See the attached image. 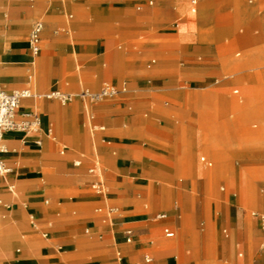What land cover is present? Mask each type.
<instances>
[{
    "label": "rangeland",
    "instance_id": "rangeland-1",
    "mask_svg": "<svg viewBox=\"0 0 264 264\" xmlns=\"http://www.w3.org/2000/svg\"><path fill=\"white\" fill-rule=\"evenodd\" d=\"M29 1L0 0V41L6 44V46L0 45V72H4L2 76L0 75V86L8 91L30 87L32 91L40 94L53 88L73 92L75 98L70 105L62 106L55 101L48 104L49 102L44 101L45 106L48 104L46 107L44 106L47 111L44 119H51L54 122L48 121L53 132L56 128L62 127L65 132L71 134V146L74 150L81 152L78 156H85L86 160H92L91 153L94 152L96 146L100 150L108 147H113L116 151L127 148L130 158L135 159L138 164L140 162H171L169 159L161 158L158 152L176 153L178 152L176 145L152 136L147 132V127L151 126L157 130L170 132L171 128L162 124L160 119L165 115L169 118H177L178 130L183 133V138L179 139L183 143L181 149L183 155H178V159L184 161L185 167L183 169L139 171L141 166L136 164L133 169L128 166L116 168L113 171L118 177L117 180H106V191L110 196L108 203L112 211L106 222L101 223L95 216L107 215L108 210L103 209L100 212L94 210V205L100 203V198L93 196L91 187L85 185L77 189L71 182L49 181L43 176L46 175L45 173L56 177L70 175L67 163L73 161L77 155H67L66 151L61 155L59 150L64 144L69 145V143L65 139H60L54 142L52 148H46L42 154V162L34 168L39 170L42 176L32 181L38 184L39 190L18 188V178L30 167V164H23V161H20V166L12 169L13 171L7 175L8 181L15 184L14 198L7 191L6 186L0 183L2 188L0 190L2 199L0 210L4 212L5 202H13V208L5 217H2L0 211V224L8 222L9 225L15 226L18 232L22 231L21 226L25 224L32 230L30 217L38 212V208H44L43 212L48 216L47 206L42 201L43 198L51 197L52 200H55L63 196L78 198L79 193L89 195V198L78 202L82 205L81 216L65 214L63 218L60 217L56 220L63 222L84 218L85 222L67 226L65 230L73 243L76 245L87 243L89 248L76 253H60L58 249L61 243L51 242L50 246L54 249V255L49 258L58 260V264H94L102 257L100 255L109 256L113 247L126 244L124 234L128 225L119 230L114 228L107 231L105 226L109 225L111 219L113 221L116 218L127 220L132 212H148L160 208L175 214V208L179 207L183 210L180 231L182 251L178 260H172L174 264H255V260L260 254L255 250L253 229L257 223L251 212L257 208L264 209V202L259 201L261 196L264 197V55L259 56V53L264 52V44L252 49L240 50L238 56L232 54L219 59L221 67L213 69L211 75L226 76L232 70L238 71L233 77L229 76L223 80L228 85L221 90L182 92L187 94L186 98L175 100L174 97H165L162 92L130 89L125 92L126 99L130 103L126 104L124 100H119L117 103L105 102L91 107L88 105L90 111L92 108L97 111L93 117L92 113L88 112L91 122L81 106L78 93L85 89L97 91L102 81L108 80L101 71L98 75L95 73L104 68V64H100L96 60L101 50L102 40L106 41L104 49L107 54L118 55L119 44L128 47L127 51L122 50L123 59L117 56L115 63L112 64V69L114 68L116 71L122 69L126 73L135 75L137 71L130 64L135 63L138 59L144 60V62L151 61L153 58L156 62L161 59H169L173 50L169 47L166 48L165 45L172 43L183 45L180 38L177 39L178 41L174 39V37H179L180 32L189 36L187 30H196V41L200 45L214 44L216 40L212 32L215 28L231 19L232 36L241 34L249 22L261 17V7H254L251 14L248 15L243 12L244 9L239 10L236 6H231L230 10L224 12L222 9L224 0H198L197 11L192 14L189 10L190 0H182V6L177 8L173 6L171 0H153V5H148V0H121L119 6L116 5L115 0H49L45 16L41 14L35 18L48 19L54 23L50 25L45 22L43 48L38 54L46 61L45 72L42 75V82L35 87V84H30V79L27 76L23 79L12 80L9 75L13 71L27 72L28 64H23V62L33 58L24 46H28L29 30L35 19L23 26L24 34L20 40L23 46L15 49L11 45L14 42V33L19 21L29 16L23 8V3ZM243 1L247 6L258 2ZM173 3L176 5V0H173ZM206 3H213V19L211 18L208 26L199 25L196 27L189 20L186 21L189 16L199 18ZM106 5L110 7H105ZM138 5L141 6L140 10L136 8ZM148 8L152 9L150 13L142 16L143 11ZM67 11L73 14L74 22L79 21L76 24L78 30H84V28L85 30L88 28L94 30L102 16L120 14L125 11L134 15L137 21L132 28L126 31L116 30V32L112 29L106 30L105 34H97L92 31V35L88 37L75 39L71 37L68 30L61 27ZM171 16L180 19L178 21L180 25L177 28L171 26L162 28L154 24L158 18L163 19ZM168 29H173L176 33H162ZM142 35L143 38H141ZM170 35L173 37H168ZM164 36L167 39L164 40ZM138 39L142 41L143 45L140 43V47L134 48L132 45L135 43L132 42L137 43ZM162 40L164 42H161ZM149 41L157 43L152 48H143L150 43ZM186 42L188 43L189 40ZM198 51L199 54L209 55L208 50L204 48ZM239 74L243 78L234 81ZM132 77L128 82L132 81ZM137 77L144 76L138 75ZM65 78L68 80H64ZM89 81L94 82L91 85L88 83ZM240 82L242 85H239ZM125 86L130 87L127 81ZM235 88H238L237 93H233ZM148 96L153 99L151 103L142 101ZM118 97L122 98V95ZM165 98L169 99L170 105H172L167 106V109L163 104ZM225 99L228 101L225 102ZM39 102L35 100L33 106L38 105ZM147 107H151L150 114L146 110ZM58 111H63L62 115L57 113ZM117 115L134 116L136 121L129 124L119 118H110ZM254 123H256V127H253ZM101 125L106 127L111 139L110 145L102 143L99 138L102 132ZM186 132H192L193 136L197 138L198 145L195 149L185 145ZM127 139L135 140V142L127 145L125 143ZM46 145L47 140H45ZM202 155L213 160V165L206 170L200 161ZM194 163L198 166L193 169L192 164ZM233 163L235 164L233 165ZM30 168L32 170L33 167ZM132 177L135 178L134 182L126 184L125 181ZM138 178L142 182H139ZM179 178H183L185 182L188 181L190 186L187 187L188 183H181ZM221 185L225 187L223 191L220 190ZM261 188L263 193H260ZM232 193L236 195L233 200L228 196ZM231 205H236L246 212L243 218L247 228L245 243H238L233 239V230L229 224ZM223 209L225 210L226 223H221L220 219ZM19 210L23 211L21 218L16 215ZM49 219H42V226L46 227ZM94 225L100 226V228L95 229ZM84 227H87L88 230H83ZM224 228L227 229L228 239L231 241L229 255H221L219 250V245L223 244L221 237ZM76 229L81 231L76 234ZM57 232L51 235H61ZM118 239L121 242H118ZM262 244L264 245V239L259 242V246ZM223 245L225 247V243ZM18 249H20L19 245L14 246L13 252L17 253ZM238 250L243 252L241 257L237 255ZM3 254L4 259L5 252ZM262 254L264 255V247ZM132 264L138 263L135 261Z\"/></svg>",
    "mask_w": 264,
    "mask_h": 264
},
{
    "label": "crops",
    "instance_id": "crops-1",
    "mask_svg": "<svg viewBox=\"0 0 264 264\" xmlns=\"http://www.w3.org/2000/svg\"><path fill=\"white\" fill-rule=\"evenodd\" d=\"M48 1L49 0H30L29 2L23 3V8L25 12L28 13V18L22 19L19 21L18 26L16 27V31L14 33V42L11 44L15 47V49H19L21 46H23L22 43H20L21 36L24 34L23 32V26L28 24L30 21L34 20L38 15L43 14L45 16V13L48 8ZM116 5L119 6L121 3V0H115ZM114 1V2H115ZM251 1V0H250ZM252 1H258L256 4L247 6L243 0H224L222 3V9L223 11L230 10L231 6H236L237 9L241 10L244 9L243 12L248 13V15L251 14V11L254 7H261L262 15L260 18H256L255 20L249 22L246 25V29L243 33L232 36V23L231 19L227 20L229 22H224L222 25H219L217 28L214 29L212 32L214 39L216 40L214 44H199L197 39V31L193 29L187 30L188 34H181L180 32L179 37H174L175 40L180 38V41H182L180 45L178 43H172L170 45H165V47L172 48V54L171 57L167 60L161 59L158 62L153 58L151 61L146 60H136L135 63H131L132 67L134 68L137 73L135 75L126 73L122 71V69L115 70L112 69V64L115 63V60L119 57H124L123 51H127L126 47L123 44H119L117 47V54H107L104 47L106 45V41L102 40L100 43V52L97 57L98 63H103L104 68L98 70L96 75L102 72V75L106 76L108 80L102 81L101 86L104 84H112L114 86H117L119 88L125 87L128 90L132 89H142L149 92H162L165 97H174L175 100H183L186 98L185 93L182 92H188V91H198V90H221L224 87L228 85L223 82L224 79L228 78L229 76H234V74H237L238 71H233L229 73L226 76H219V75H211L213 69H220V58L228 57L232 54H235L236 56L239 55L240 50H248L255 48L261 44H264V0H252ZM173 6L175 8L181 7L182 0H176V5H174L173 0H171ZM148 5H153V0L147 1ZM191 0L189 3V10H190ZM212 6L213 3H206L205 8H202V11L200 12L199 18H194L193 16H189L186 18V21H190L193 24L196 25V27L201 26H208L209 21L212 20ZM105 7H110L109 5H106ZM240 7V8H239ZM137 10L141 9V6L138 5ZM198 8V0L196 5V11ZM151 8L145 9L142 13V16L148 15L150 13ZM180 9L178 8V12ZM196 11L192 14H195ZM250 13V14H249ZM82 19L84 17H81ZM212 18V19H211ZM40 20L44 23V29L42 32V43L43 38L45 34V22L47 24H54L48 19L44 20L42 18L35 19V21ZM180 19L176 16L171 17H164L163 19L157 20L156 23H154L156 26L159 27H166L171 26L172 28H177L180 23L178 22ZM34 21V22H35ZM82 21V20H80ZM137 20H135V16L130 14L129 12L125 11L120 14L115 15H106L105 17H101L100 22L96 26L94 30L88 29L85 30H78L77 23L73 21V14L71 12H66L64 15V22L61 27L63 29L68 30L70 32L71 37L75 39H83L84 37H88L92 35V31H95V33H104L106 30H112L118 31V30H124L130 29L134 26ZM33 22V23H34ZM33 25V24H32ZM31 25V27H32ZM89 26V25H86ZM30 27V30H31ZM85 27V26H84ZM29 30V32H30ZM110 31V32H114ZM116 31V32H117ZM109 33V32H108ZM115 33V32H114ZM162 33H168V34H175L176 31L173 29H168L166 31H162ZM48 34V32H46ZM105 34V33H104ZM125 35V34H124ZM29 37V36H28ZM144 36L142 35L141 38ZM173 37V36H168ZM165 38V36L163 37ZM189 40L187 43L186 41ZM139 40V39H138ZM162 40L161 42H164ZM178 41V40H177ZM150 43L143 46V48H152L155 46L154 42L149 41ZM135 43L134 48H138L141 46L142 41L132 42ZM141 43V44H140ZM0 45L6 46L4 42L0 41ZM143 45V44H142ZM159 46H162L159 44ZM26 50H28L31 53V56L33 57L32 60L23 62V64H28L27 72H18L13 71L9 73L12 80L14 79H23L24 77H28L30 80V84L37 87V85L42 82V75L45 72V59L38 55L43 46L41 44V49L38 54H33L29 48V42L28 46H24ZM206 49L209 52V55L199 54V49ZM264 55V52L259 53V56ZM118 56V57H117ZM255 57V56H253ZM6 65V63H5ZM154 65V67H153ZM7 66V65H6ZM25 67V68H26ZM159 69V70H158ZM4 72L1 71L0 75L2 76ZM138 75H143L144 77H137ZM134 76V77H132ZM237 76V75H236ZM132 77V81L128 82L129 78ZM242 75H238L234 81H238L242 79ZM68 80V79H64ZM127 81V84L130 85L129 88L125 86ZM94 81H89V84H93ZM122 84V85H121ZM239 85H242L240 82ZM25 88V87H22ZM30 88V87H27ZM31 89V88H30ZM36 90V89H35ZM53 90H60L58 88H53L48 90L47 92L53 91ZM11 91V90H10ZM32 91V89H31ZM67 93H73L71 91H65L60 90ZM34 92V91H32ZM45 92V93H47ZM238 88L233 89V93H237ZM36 94H40L38 92H34ZM43 93V94H45ZM42 95V94H41ZM122 98L117 97L113 100H105L102 102L91 104V106L96 104H103L105 102H115L117 103L119 100H124V103H130L128 99H126V94H121ZM41 99V100H39ZM38 100V105L33 106L34 101ZM44 101L53 103L54 101L59 103L62 106L70 105L73 103V101L61 104L56 99H46L43 97H32V98H25L19 108V112L25 111V110H35L38 111L41 114L42 118V126L40 130L37 132H31L28 134L22 133V132H6L3 136V143L5 147H7L8 152L2 153L3 159L6 163V165L9 167L8 173L0 177V183H3L6 186L7 191L13 195V188L15 187V184L8 181L7 175H9L14 168H18L20 166V161H23V164H30V167H33L32 170L29 167L27 171L21 173V177L17 180L18 188L20 189H35L36 191L39 190L38 184L35 181L39 179L41 176L40 171L34 169L36 165L40 164L43 160L42 154H44V151L46 148H52L54 146V142L58 141L60 139H65L69 145L64 144L61 149L59 150V153L62 155L64 152H67V155H77L76 158L71 161L70 163H67V167L70 171V175L66 176H54L52 174L45 173V176L49 181H67L71 182V184L79 189L82 188V186L88 185L91 187V183L95 181L96 179H102L105 186H106V180H117V175L114 173L113 170L119 167L128 166L130 169H133L134 165H138L141 170H162L167 168L172 169H180L184 168V161L180 158L178 159V155L182 154V145L183 143L179 140L183 138L182 131L178 130V119L177 118H169L167 115L162 117L160 119V122L162 124H165L167 128H171V131H163V130H157L155 128H152L151 126L147 127V132L151 134L152 136H155L159 139H162L170 144L176 145V150L178 152L171 153V152H158L160 154L161 158L169 159L171 162L167 161H161L158 163H139L134 159H131L129 156V151L127 148H121L120 150L116 151L113 149V147L108 148H102L101 150L98 149L95 146L94 152L91 153L92 160H86L85 156H78L81 154V152H78L76 149L74 150L71 146L72 143V136L71 134H68L65 132L62 127L56 128L55 125V136L56 140H51L50 136L47 135L46 130L47 128L52 129L53 134V128L51 124H49L48 121H52L51 119L45 120L44 116L47 114V111L44 109ZM81 106L83 107L84 111L88 115V120L91 122V117L88 112L92 113V117L94 114L97 113L96 110L90 111L87 107L88 105L84 104L79 99ZM144 102L151 103L153 99L151 96L145 97L142 99ZM227 102L228 100H224ZM41 103V104H40ZM172 103V102H171ZM47 104V105H48ZM163 104L167 109V106L170 105L169 99H163ZM46 105V106H47ZM45 106V107H46ZM146 110L150 114L151 107H147ZM60 115H62L63 111H58ZM111 119L119 118L123 120L124 123L133 124L136 121V118L134 116H121L117 115L114 117H110ZM53 122V121H52ZM185 122V121H184ZM54 123V122H53ZM123 123V125H125ZM103 127V128H101ZM253 127H256V123L253 124ZM100 130L102 131L99 135V138L102 143H106L107 145L111 144L110 136L106 130V127L104 125L100 126ZM185 136L186 142L185 145L191 146L193 149L198 145L197 138L193 136L192 132H186ZM76 137H78L76 135ZM40 140V144H37L36 141ZM45 140H47V145L45 146ZM135 140L131 141V139H127L125 143L127 145L134 143ZM16 145V146H15ZM14 151V152H13ZM201 157H204V161L201 160ZM81 161V164L79 166H75V161ZM200 161L204 164V170L206 168L211 167L213 165V160L202 155L200 156ZM235 163H233L234 165ZM196 163L192 164V168L194 169L197 167ZM90 168L97 169V174L94 175L89 172ZM203 168V167H202ZM234 168V166H233ZM13 169V170H12ZM136 170V169H135ZM134 177L126 180V184L134 182ZM140 178H138L139 180ZM31 181V183H30ZM179 181L184 184L189 182L184 181L183 178H179ZM29 182V183H28ZM139 182H142V180H139ZM225 187L223 185L220 186V190L223 191ZM232 189V188H231ZM0 190H2L0 186ZM260 193H263V189H260ZM93 196L100 198V203L94 205V210L97 211V208H102L108 210V214L105 215H96L95 218L101 223H105L106 220L109 217V214H111V209L109 207L108 199L110 196H108V193L106 191V194H96L93 192ZM231 200L234 199L236 196L235 193H232L228 195ZM89 198V195H83L79 193L78 198H72L71 196H63L59 199L52 200L50 197H45L42 199V201L47 206L45 215L43 212L44 208L40 207L38 208V212H35L30 217V228L27 225L21 226V232H18V229H16L15 226L9 225L8 222H4L3 224H0V264H58L59 261L55 260L53 258H49L52 255H54V249L50 246L51 242H59L61 243V246L58 249V252L60 253H72L77 252L80 250H84L89 248V245L87 243H83L82 245H76L72 242V239L68 237L69 234H67V230H65V227L78 224L81 222H85L84 218H76L70 221H56L60 217H64L65 214H70L72 216H81L82 212V205L78 204V202L83 201L84 199ZM54 199V197H53ZM1 202L2 199L0 198ZM260 202H264V197L259 198ZM39 202H41V199H39ZM5 210L4 212L2 210V217H5L8 213H10V209L13 208V202L7 201L5 202ZM3 209V208H1ZM41 209V210H39ZM175 214H172L166 209L160 208L151 210L148 212H132L130 216H128L127 220L116 218L114 221L111 219L109 225L105 226L107 231L109 229H121L125 225H128V229L133 230V239L131 242H126L125 240V234H124V242L125 245H117L112 248V253L107 256L106 254H102L101 258L94 263V264H132L135 261H137L138 264L142 262L143 256L146 253L152 254L157 264H174L172 260H178L181 255V245H180V231H181V225H182V215L183 210L179 207L175 208ZM36 210V209H35ZM48 210V211H47ZM23 211L17 212V217L21 218ZM100 212V211H99ZM156 212H165L167 214V218L162 221H153L152 215ZM230 219L229 224L231 226V229L233 230V239L237 241L238 243H245L247 241V228L243 221V218L246 214V212L242 209H239L236 205H231L230 207ZM254 212L257 213H264V209L257 208L252 210V216L255 218V222L257 223L256 226L253 229V235H254V245L256 253H259V257L255 260V264H264V255L262 254V249L264 245L262 244L259 246V242L264 239V230L260 226V220L257 215H253ZM44 218H50L48 221V225L46 227L42 226V219ZM221 223H226V216H225V210L223 209V212L220 214ZM96 220V221H97ZM164 225L170 226L175 231V237L174 238H166L162 232V227ZM95 229H99L100 226L94 225ZM127 229V230H128ZM83 230L87 231L88 228L84 227ZM59 231V232H57ZM80 229H76L75 233L78 234ZM60 233L61 235L58 236H52L51 234ZM223 236L221 237V240L223 244L221 243L219 245L220 254H230V245L231 241L228 239V232L227 229H222ZM50 235V236H49ZM118 242H121L118 239ZM20 246V249L17 250V253L13 252L14 246ZM95 246V245H94ZM81 248V249H79ZM5 252V258L3 259V253ZM237 255L241 257L243 255L242 250H238ZM9 257V258H8Z\"/></svg>",
    "mask_w": 264,
    "mask_h": 264
},
{
    "label": "built area",
    "instance_id": "built-area-1",
    "mask_svg": "<svg viewBox=\"0 0 264 264\" xmlns=\"http://www.w3.org/2000/svg\"><path fill=\"white\" fill-rule=\"evenodd\" d=\"M252 1V0H251ZM197 0H191L190 12L194 13L196 11ZM44 29V23L37 20L33 23L31 30L29 32L28 42L29 48L33 54H38L41 49L42 44V32ZM127 89L125 87H117L112 84H104L97 91H90L89 89L82 90L78 93L79 99L86 105H91L94 103L102 102L105 100L116 99L119 95L125 93ZM32 97H43L46 99H56L61 104H66L74 100L75 95L73 93H67L60 90H53L45 94H36L31 91L30 88H17L8 91L0 86V177L8 173L9 167L6 165L2 153L6 149L3 143V136L6 132H22L25 134L31 132H37L42 126L41 114L38 111L25 110L19 112L20 102L25 98ZM103 128V127H101ZM46 133L48 136L52 135V129L47 128ZM40 144V140L36 141ZM204 161V157H201ZM81 161L77 160L74 162L75 166H79ZM89 172L96 175L97 169L90 168ZM91 188L96 194L104 195L106 194V186L102 179H96L91 183ZM1 203V200H0ZM98 212L102 208L96 209ZM112 211V209H109ZM253 215H257L260 220V226L264 230V213L254 212ZM153 221H162L167 218L165 212H156L152 215ZM162 232L166 238H174L175 231L168 225L162 227ZM133 239V230L128 229L125 232L126 242H131ZM140 264H157L155 257L146 253L143 256L142 262Z\"/></svg>",
    "mask_w": 264,
    "mask_h": 264
},
{
    "label": "bare ground",
    "instance_id": "bare-ground-1",
    "mask_svg": "<svg viewBox=\"0 0 264 264\" xmlns=\"http://www.w3.org/2000/svg\"><path fill=\"white\" fill-rule=\"evenodd\" d=\"M26 99H27V98H26ZM23 100H24V99H22L21 102H22ZM21 102H20V104H21ZM50 139H51V140H56V136H55L54 132H53V134L50 136ZM7 152H8V149H7V147H6V149L4 150L3 153H7Z\"/></svg>",
    "mask_w": 264,
    "mask_h": 264
}]
</instances>
